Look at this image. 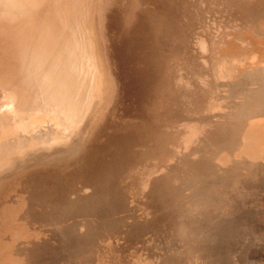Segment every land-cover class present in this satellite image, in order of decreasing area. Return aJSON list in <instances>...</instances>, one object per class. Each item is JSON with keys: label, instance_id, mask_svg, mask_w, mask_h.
Returning a JSON list of instances; mask_svg holds the SVG:
<instances>
[{"label": "rangeland", "instance_id": "374dc122", "mask_svg": "<svg viewBox=\"0 0 264 264\" xmlns=\"http://www.w3.org/2000/svg\"><path fill=\"white\" fill-rule=\"evenodd\" d=\"M97 10L103 95L71 142L0 173V264H264L258 213L229 236L202 205L230 114L264 95V0Z\"/></svg>", "mask_w": 264, "mask_h": 264}, {"label": "bare ground", "instance_id": "6f19581e", "mask_svg": "<svg viewBox=\"0 0 264 264\" xmlns=\"http://www.w3.org/2000/svg\"><path fill=\"white\" fill-rule=\"evenodd\" d=\"M97 8L98 0H0V173L71 142L99 102Z\"/></svg>", "mask_w": 264, "mask_h": 264}, {"label": "crops", "instance_id": "0c3cea01", "mask_svg": "<svg viewBox=\"0 0 264 264\" xmlns=\"http://www.w3.org/2000/svg\"><path fill=\"white\" fill-rule=\"evenodd\" d=\"M233 111L237 113H231L230 116L238 118L229 122L230 128L227 127V130L237 128L239 134L226 132L223 138L230 141L233 138L235 143H227L215 156L213 153L210 160L215 164L214 174L209 181L212 185L204 192L202 198L206 201H202V205L207 207L209 214L223 215L216 221L222 222L229 231L226 235H236L239 230L242 237L243 222L250 221L249 217L244 219V214L258 213L255 221L260 222L262 227L264 225V95H251L242 99ZM225 124L227 126L228 122L225 121ZM246 132H252L250 134H254L255 139L250 145H241L239 139ZM219 166L222 172H219ZM228 177L235 183L239 181V186L232 182L228 186ZM248 197L255 200H248ZM236 215H240V218Z\"/></svg>", "mask_w": 264, "mask_h": 264}]
</instances>
